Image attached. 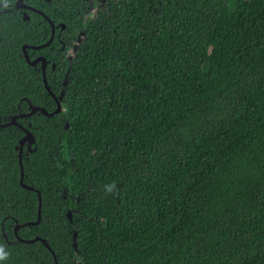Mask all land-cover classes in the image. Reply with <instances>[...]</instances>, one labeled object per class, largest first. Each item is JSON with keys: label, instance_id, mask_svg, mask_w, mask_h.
Masks as SVG:
<instances>
[{"label": "trees", "instance_id": "1", "mask_svg": "<svg viewBox=\"0 0 264 264\" xmlns=\"http://www.w3.org/2000/svg\"><path fill=\"white\" fill-rule=\"evenodd\" d=\"M24 2L61 110L24 188L50 25L0 0V264H264V0Z\"/></svg>", "mask_w": 264, "mask_h": 264}, {"label": "water", "instance_id": "2", "mask_svg": "<svg viewBox=\"0 0 264 264\" xmlns=\"http://www.w3.org/2000/svg\"><path fill=\"white\" fill-rule=\"evenodd\" d=\"M23 0H17L16 1V6L17 7H20V8H25V9H31L33 11H36L38 12L39 14H42L43 16L46 17V15L44 13H42L40 10H37V9H34V8H31V7H28L27 5L23 4L22 2ZM23 18L26 20L28 19V15L25 14L23 16ZM48 21L50 22V25H51V33H50V37L49 39L42 43V44H39V45H27V44H24L22 45V52H23V55H24V58L25 60L30 64V65H34L36 64L38 61H41V69H42V81H43V84H44V87L46 88V90L49 92V94L51 96H53L55 102H56V108L52 111V112H48L45 108L41 107V106H32L30 108V110L27 112V113H20L18 115H15L11 118V123L20 127L22 129V131L25 133L24 136L21 138L20 142H19V151H18V162H19V166H20V185L24 188H27L29 190H34L32 187L30 186H27L25 185L22 180H23V167H22V148H23V144L25 141H29L30 143H33L34 141V136L33 134L28 130L26 129L25 127H23L22 125L18 124L16 122V119L19 118V117H27V116H30L32 114H34L35 112L37 111H40L42 112L44 115L46 116H52L53 114L55 113H58L60 110H61V105L59 103V100L58 98L54 95V93L50 90V88L48 87L47 85V82H46V78H45V59L44 57L42 56H38L37 58L33 59V60H29L28 58V55H27V51L26 49L27 48H31V49H40V48H43L47 45H49L51 43V41L53 40V37H54V24L51 20L48 19ZM63 27V25H62ZM38 193V211H37V220L35 222H26V223H23L21 225H35L37 224L39 221H40V207H41V198H40V195H39V192ZM19 225H15L14 227V233L16 235V231L18 229ZM17 239L21 242H27V243H30V242H33V241H36V240H39L41 241L49 250H50V247L48 245V243H46L42 238L40 237H35L33 239H21L19 238L17 235H16ZM54 256V255H53ZM54 264H57L56 262V259L54 257Z\"/></svg>", "mask_w": 264, "mask_h": 264}, {"label": "rangeland", "instance_id": "3", "mask_svg": "<svg viewBox=\"0 0 264 264\" xmlns=\"http://www.w3.org/2000/svg\"><path fill=\"white\" fill-rule=\"evenodd\" d=\"M95 2H96L95 6L91 8V11H90V13H89L90 16L93 15L92 12L94 13V10H95L96 8L102 7V6L107 2V0H95ZM75 45H76V44H73V46H72V50L75 48ZM70 53H71V51H70ZM70 53H69V54H70Z\"/></svg>", "mask_w": 264, "mask_h": 264}, {"label": "flooded vegetation", "instance_id": "4", "mask_svg": "<svg viewBox=\"0 0 264 264\" xmlns=\"http://www.w3.org/2000/svg\"><path fill=\"white\" fill-rule=\"evenodd\" d=\"M17 1V0H16ZM23 2V4H25V5H27L28 7H31V8H34V7H32L31 5H28V4H26L25 2H24V0L22 1ZM20 8V7H19ZM20 9H24V10H26L25 8H20ZM34 9H36V8H34ZM27 10H31V9H27ZM37 10H39V9H37ZM31 11H33V10H31ZM41 11V10H40ZM36 12V11H35ZM42 12V11H41ZM38 13V12H37ZM43 13V12H42ZM39 14V13H38ZM25 15V13L23 14V16ZM40 15H42V14H40ZM43 16V15H42ZM47 21H48V17L46 16H43ZM50 20V19H49ZM48 23H49V25H50V22L48 21ZM55 27V26H54ZM54 32H55V29H54ZM50 33H51V25H50ZM73 44H75V43H72V46H73ZM44 48V47H43ZM27 51V50H26ZM28 55V54H27ZM38 56H41V55H38ZM38 56H36L35 58H37ZM43 57V56H42ZM29 58V57H28ZM35 58H33V59H35ZM38 62H40L41 63V61H38ZM45 63H46V61H45ZM41 71H42V69H41ZM63 83V82H62ZM64 85H65V82H64Z\"/></svg>", "mask_w": 264, "mask_h": 264}, {"label": "clouds", "instance_id": "5", "mask_svg": "<svg viewBox=\"0 0 264 264\" xmlns=\"http://www.w3.org/2000/svg\"><path fill=\"white\" fill-rule=\"evenodd\" d=\"M4 256H6V253L0 251V258H3Z\"/></svg>", "mask_w": 264, "mask_h": 264}]
</instances>
